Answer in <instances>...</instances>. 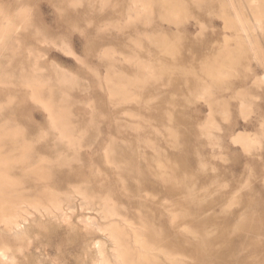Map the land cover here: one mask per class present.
<instances>
[{
    "label": "rangeland",
    "instance_id": "obj_1",
    "mask_svg": "<svg viewBox=\"0 0 264 264\" xmlns=\"http://www.w3.org/2000/svg\"><path fill=\"white\" fill-rule=\"evenodd\" d=\"M250 1L233 0L223 14L217 4L211 17H201L207 28L201 38L194 24L178 28L168 23L169 12L149 14L137 6L140 0H90L91 6L72 9L86 37L76 32L64 39L55 15L46 19L47 32L37 35L30 0H2L0 30L10 24L13 31L0 74L6 85L0 88V147L5 156L31 148L25 164L5 161L21 194L10 200L23 202L19 230L0 222V250L11 264H119L102 212L106 202L119 214L115 224L133 221L150 246L171 235L183 264H198L199 250L213 264H239L253 242L259 253L264 13L256 14ZM236 15L246 24L261 18L263 28L248 29L252 47L230 26ZM177 37L184 41L179 49ZM189 49L197 61L222 49L244 56L234 72L213 63L199 78L161 71L191 60ZM35 83L33 98L26 86ZM239 135L249 140L238 142ZM64 158L68 163L60 164ZM132 158L138 161L133 167ZM39 165L43 179L28 172ZM66 189L75 194L67 198ZM48 190L59 195L61 211L49 208ZM32 200L47 205L36 209L26 204Z\"/></svg>",
    "mask_w": 264,
    "mask_h": 264
},
{
    "label": "bare ground",
    "instance_id": "obj_2",
    "mask_svg": "<svg viewBox=\"0 0 264 264\" xmlns=\"http://www.w3.org/2000/svg\"><path fill=\"white\" fill-rule=\"evenodd\" d=\"M229 3H231L233 5V0H228ZM244 3V2H243ZM245 5V4H244ZM249 5L251 6L250 8L253 9V11L255 10L256 14H261V10L257 7H253L252 6V1H250ZM229 9V8H228ZM246 10V9H245ZM230 13V12H229ZM152 14V13H151ZM165 14V12H164ZM167 14V13H166ZM170 14V13H169ZM19 15V14H18ZM24 16V15H23ZM8 20V19H7ZM6 20V21H7ZM11 20V19H9ZM12 22V21H11ZM252 23H247L249 25L246 26L247 24L239 17V15L235 17V21H233V23H231L230 26H232V28L234 27L235 29H237L238 31L236 32H240L242 33L240 38L244 39V41L247 39V44L249 46H253L252 41L250 40V35L248 34V29H250V31H256V30H260L261 27L263 28L262 24H261V18L257 19V24H255L253 21H251ZM14 24V22H12ZM11 23V24H12ZM16 25V24H15ZM18 25V24H17ZM4 26V25H3ZM10 24L8 25V27L4 26L3 29L0 30V33L3 32H7V34H11V26ZM228 30V29H227ZM257 32V31H256ZM14 33V32H13ZM253 33V32H252ZM16 34H18L16 32ZM238 36V35H237ZM253 37V36H252ZM141 69V68H140ZM222 71V70H220ZM217 75V74H216ZM151 76V75H150ZM218 76H223V74H218ZM216 77V76H215ZM144 78V77H143ZM261 80V83H264V76L259 79ZM143 83V82H142ZM260 83V84H261ZM35 84H27V92L31 97H35L34 92H36L32 87L35 86ZM38 85V84H37ZM36 101V100H35ZM248 109V108H247ZM249 110V109H248ZM247 113V112H246ZM171 121V120H170ZM134 124V123H133ZM166 129V128H165ZM168 129V128H167ZM157 130V129H156ZM172 130V129H171ZM156 132V131H155ZM178 133V132H177ZM251 133V132H250ZM16 134V133H15ZM179 135V134H178ZM249 136V135H248ZM16 137V136H15ZM246 138V137H245ZM5 139V138H4ZM238 142L239 141H248L249 139H244V137H241L240 135L237 138ZM70 140V139H69ZM153 140V139H152ZM233 140V139H232ZM151 141V140H150ZM154 141V140H153ZM251 141V140H250ZM125 142V141H124ZM247 143V142H246ZM245 143V144H246ZM249 143V142H248ZM140 144V142H139ZM242 144V142H241ZM147 145V144H146ZM244 145V144H243ZM252 145V144H251ZM18 146V145H17ZM162 149V148H161ZM31 148L28 146H25L24 148H21V153L20 154H13L11 156H8L5 154H3L2 152V148L0 147V222L6 224L10 230H19L20 227V222H19V208L22 205L23 202H13V200H10L12 198L15 197H19L21 196V194L17 193L16 191V187H17V183L19 181H17V179H15V177L13 176V174H11L9 172V169H11V163L10 162H5L6 160H10L12 162V164H25L29 159H30V152ZM152 151V150H151ZM157 152V150H156ZM75 156H73L74 158ZM119 160H123L125 158L124 152L119 153L118 155ZM155 159V158H154ZM107 160V159H106ZM156 160V159H155ZM65 161L67 162V160H65V158L63 159V161H59L60 164H64ZM114 161V160H113ZM129 164L133 167L136 166L138 164V161L135 159H131L129 160ZM140 161V160H139ZM157 161V160H156ZM108 162V160L106 161ZM159 162V160H158ZM68 163V162H67ZM116 163V162H115ZM109 164V162H108ZM114 164V163H113ZM158 164V163H156ZM121 165V164H120ZM118 167V166H117ZM152 167V166H151ZM13 168V167H12ZM141 169V168H140ZM151 169V168H150ZM162 169V168H161ZM122 170V169H121ZM31 171L34 173V175L40 179H43L42 175H43V170H41L40 165L35 167V168H31L28 170V172ZM119 171V170H117ZM161 171V170H160ZM128 172V171H127ZM120 177V175H119ZM182 179L187 178V176L183 175V177H181ZM119 180V179H118ZM122 181V180H121ZM175 182H177L175 180ZM182 182V181H181ZM140 183V182H139ZM166 183V182H165ZM178 183V182H177ZM174 186V185H173ZM70 184H67V189H70ZM9 189H12L11 191H7ZM50 189V188H49ZM66 189V193H64V195L67 198H71L75 193L74 192H68V190ZM194 189V188H193ZM192 189V190H193ZM45 190V189H44ZM47 197L49 198V208L55 209L56 211H61L62 207H61V202L58 199L59 195L52 191V190H48L47 191ZM110 192V191H109ZM63 193V192H62ZM126 193H128L126 191ZM196 193V192H195ZM109 194V193H108ZM146 194V193H144ZM40 196V195H39ZM108 196V195H107ZM65 197V198H66ZM196 197V196H195ZM148 198V197H147ZM151 198V197H150ZM106 199V198H105ZM30 200V199H29ZM36 200V199H35ZM85 200V199H84ZM86 200L91 201L92 198L91 197H87ZM113 200V199H112ZM151 200V199H150ZM198 200V199H197ZM101 201V200H100ZM106 201V200H105ZM104 201V202H105ZM193 202V201H191ZM201 203V202H200ZM27 205L36 208V209H40L41 207H45L47 204L39 203L37 201H30V202H26ZM103 204V203H102ZM110 204V203H109ZM107 202L104 204L105 205V209L102 211L104 214V218L106 221H108V223L110 224V236L115 244L114 247V258L116 259V261L119 264H183V261L178 257L177 253L175 252V247H173V243L170 239L171 235L166 234L165 238L168 239V242L163 243V245L161 246H150L147 242H146V236L144 235L143 232L138 231V229H136L134 223L130 222L129 220H127L126 218H123V220L120 222V224H122L123 226H121L119 223L118 225L115 224L116 220L114 221V217H118L119 214L117 213L116 209L114 208V206L109 205ZM114 205V203H113ZM112 206V207H110ZM116 206V205H115ZM23 207V206H22ZM104 208V207H103ZM124 208V207H123ZM33 210V209H32ZM99 213V212H98ZM169 213V212H168ZM173 214V213H172ZM102 215V214H101ZM140 215V214H139ZM172 217V215H171ZM184 217V216H183ZM134 218V217H133ZM175 219V218H172ZM104 220V221H105ZM121 220V219H120ZM176 220V219H175ZM213 220V219H212ZM118 222V221H117ZM142 222V221H141ZM140 222V223H141ZM148 224V223H147ZM173 225V224H172ZM144 227V226H143ZM141 228V227H140ZM109 229V228H108ZM143 230V229H142ZM184 231V229H183ZM181 232V231H180ZM191 232V231H190ZM188 231L189 234L190 233ZM104 233V232H103ZM182 233V232H181ZM184 233V232H183ZM191 234V233H190ZM212 234V233H211ZM109 235V234H108ZM154 237H161V234L158 233H154L153 234ZM130 238V241H128L129 243H131L133 245V247H131L129 244H125L123 242L124 238ZM194 237V236H193ZM126 246H125V245ZM98 250L100 252V254L102 255L104 253L102 246H100V244H98ZM206 247V246H205ZM111 249V248H110ZM107 251V250H106ZM98 252V253H99ZM106 253V252H105ZM99 254V255H100ZM113 254V253H111ZM106 255V254H105ZM110 255V254H108ZM196 258L198 260V264H213L211 257H209V255H207L203 250H199L195 252ZM103 256V255H102ZM186 257V256H185ZM107 258V257H106ZM0 259H1V264H11L9 262V260L7 259V255L3 250H0ZM103 260V259H102ZM106 260V259H105ZM103 261V264H110L109 260ZM116 263V262H114ZM112 264V262H111Z\"/></svg>",
    "mask_w": 264,
    "mask_h": 264
},
{
    "label": "clouds",
    "instance_id": "obj_3",
    "mask_svg": "<svg viewBox=\"0 0 264 264\" xmlns=\"http://www.w3.org/2000/svg\"><path fill=\"white\" fill-rule=\"evenodd\" d=\"M2 3V0H0ZM33 10L37 14L36 23L33 25L37 35H44L48 30L46 19L48 16L55 15L56 19L53 23L62 24L65 27L64 39H69L76 32L81 33L82 36L87 35V29L82 27L76 20L73 19L72 9L83 8L90 5V0H78V3H73L72 0H30ZM217 4L220 8L226 11L228 8L233 7L231 3H223L221 0H140L138 7L145 12L151 14L154 9L161 12H169L168 23L176 24L181 27L188 24H194L200 31L197 36L203 37L207 31L205 24L202 22L201 17L213 15L212 10ZM252 6L257 7L264 13V0H252ZM45 8L50 10L45 13ZM179 49L184 41L177 37L174 41ZM216 46L213 45V48ZM12 51V41L10 40L7 32L0 33V74L5 71L4 61L9 59V53ZM188 56L192 57L191 49L188 50ZM179 55V52H177ZM244 56L243 53L229 52L222 49L220 53L206 59L204 61H197L195 57L187 61L182 67H179L175 62L162 66L161 71L176 72L180 71L188 76L197 77L208 71L209 63L220 65V70L234 72L239 67V60ZM85 68L87 65L85 64ZM6 87L3 83V77L0 75V88ZM2 117V111H0ZM261 138L264 139V128L261 129ZM248 259H245L239 264H264V240L262 246L257 254L256 246L253 242L251 248L248 250Z\"/></svg>",
    "mask_w": 264,
    "mask_h": 264
},
{
    "label": "snow or ice",
    "instance_id": "obj_4",
    "mask_svg": "<svg viewBox=\"0 0 264 264\" xmlns=\"http://www.w3.org/2000/svg\"><path fill=\"white\" fill-rule=\"evenodd\" d=\"M75 3H78V0H74Z\"/></svg>",
    "mask_w": 264,
    "mask_h": 264
}]
</instances>
